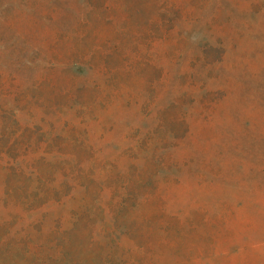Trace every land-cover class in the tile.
Instances as JSON below:
<instances>
[{"label":"rangeland","instance_id":"rangeland-1","mask_svg":"<svg viewBox=\"0 0 264 264\" xmlns=\"http://www.w3.org/2000/svg\"><path fill=\"white\" fill-rule=\"evenodd\" d=\"M221 41L226 57L211 66L222 52L210 48ZM75 47L94 56L81 75L68 66ZM0 69V106L13 107L9 93L22 100L16 118L28 127L23 142L38 141L22 149L24 174H8L0 163V264H33L24 240L27 232L34 239L39 227L31 223L40 217L38 237L47 240L66 235L56 225H74L80 263L103 264L107 258H95L102 245L117 254L112 264L144 263L133 242L156 240L159 264H264V0H0ZM169 133L183 142L171 160L162 153L175 174L210 163L225 185L185 177L170 183L166 213L155 201L137 215L117 209L115 221L98 215L104 234L92 237L89 250L80 209L91 210L97 187L85 178V163L72 189L73 156H93L105 169L100 196L111 202L125 178L151 174L142 155L131 165L137 140ZM37 145L44 158L34 153ZM36 188L45 193L24 205ZM33 203L47 208L27 212ZM116 224L123 247L104 236Z\"/></svg>","mask_w":264,"mask_h":264},{"label":"trees","instance_id":"trees-1","mask_svg":"<svg viewBox=\"0 0 264 264\" xmlns=\"http://www.w3.org/2000/svg\"><path fill=\"white\" fill-rule=\"evenodd\" d=\"M111 4L105 3L103 6L104 10H110ZM91 9H96V4L90 5ZM88 20L85 19V22ZM220 35H225L221 33ZM221 37V36H220ZM210 50H215L221 53V57L218 59L217 62L213 64H209L211 66H216L218 64H222L228 50V46L223 44V42H218L216 45H212ZM76 54L74 56V52ZM71 57V58H70ZM70 57L68 66L76 69V73L78 75L83 74L87 71V69H91V61L94 58L91 50L87 48L82 49H76L70 51ZM50 63V62H49ZM1 74V69H0ZM43 78H38V81L40 82ZM14 81V78H13ZM38 82V84H39ZM8 94V93H6ZM11 99V103L13 107L7 106L8 103L0 106V123H1V133H0V142L3 141L6 143V151L0 152V163H3L2 167L4 170L8 171V174L10 171L17 170L18 172H21L24 174V168H23V160L26 158V154L24 153L23 147H28L30 145H36L37 142H33V137H31L26 142H23L24 135L28 133V127L22 126L17 118H16V111H19V107L16 106L17 104H20L22 100L17 99L15 94L9 93L7 95ZM184 124H186V119H184ZM30 130V129H29ZM174 134L169 133L164 138L160 137L159 139L154 136L148 137L145 139L139 138L137 140V144L134 145L133 149L136 155L133 156V158H130L133 162L131 165L132 167L136 168L134 163H137L140 156L145 160H149L153 164V168L151 170V174L149 178L143 179L141 176L136 175L134 177L125 178L122 186H120L119 189H115L114 191H111V202H105L103 198L100 196L102 192H104V186L100 187L102 185L101 182H99L100 179H103L102 176L105 175L104 171L105 169L100 166L95 158L93 156H90L92 160H89V158L82 159L79 156H73L75 158L78 171L75 175L71 177L72 183L69 185L72 187V189L77 186V176L78 174H84L83 166L86 163V166L90 167V172L87 174L88 176L85 177L88 179L90 184L94 187H97V195L95 194L91 199L93 200V205L90 208L86 204L82 206L80 210H85L86 212L84 215L88 216V221L86 222V231L90 235L89 238H86L85 242L89 250H92L93 245L96 243V239L92 238L95 237L97 234H104V231L98 229V224L95 221L96 216H103L105 219L110 218L112 220H116L117 211L120 209L128 210L129 212H133L134 215H137L139 213V209L142 205L152 203V202H159L162 206L161 212L166 213V204H167V196H168V188L170 186L171 182H175L177 184H180L185 177L193 178L199 186H202L204 184H207V186H214V185H225L224 179L215 171H211L210 169V163H204L202 165V168H198V170H187L183 174H180L177 172L176 168H171L169 166L168 160L165 158V155L163 157L162 153L165 152L167 158L170 159V154L172 150L179 149L181 147V144H183L181 138H175L173 137ZM171 139V141H169ZM175 139V140H174ZM173 140V141H172ZM90 147L89 145H87ZM21 147V150L19 151ZM39 145H37V148ZM14 149L17 153L14 156H11L9 154V151ZM36 155L44 158V155L46 154V151L41 150L40 148L35 151ZM71 155H76L74 153H71ZM5 157H9L11 159V162L9 159L6 161H2ZM176 163V162H175ZM14 165L16 167H14ZM188 164L185 163V167L188 169ZM181 167V165H176ZM226 166L229 168L228 164ZM16 168V169H15ZM137 170V169H136ZM208 173H211V176L214 177L210 178L208 176ZM29 176H33V174H29ZM83 177V175H82ZM59 179H62L61 176H58ZM61 181H64L63 179ZM75 181V182H74ZM68 184V182H67ZM240 187V186H237ZM42 189H34L30 194H26L24 196V205H27L28 203L35 201L37 197H39L41 194H44L45 192H41ZM256 191V190H255ZM33 193V195H31ZM71 196V194H69ZM70 196H68L70 198ZM90 199V200H91ZM91 200V201H92ZM47 202V200H45ZM47 208V206H34V203L31 204V207L27 212L29 213H35V211H40ZM118 209V210H117ZM24 211H26V206H24ZM37 213V212H36ZM172 218H178V214L175 212H172L171 214ZM41 218V217H40ZM40 218H36L32 221L31 224H38L39 229H34V232L36 234L34 235V239L29 236L27 230L24 232L26 233V237L24 240V253L28 255L26 261H31L33 264H86L85 262H79L80 256L76 254V248L74 247V242L71 240V232L73 233V227H71V230L69 228H61L59 225L55 226V229H62L64 232H66V235H62L63 237L54 238L53 240H47L46 238H39L38 235L43 230L44 227V220H40ZM25 227V226H24ZM118 228L117 224L116 226H113L111 230H107L105 236V239L108 241H111L113 245H116L118 247L122 246L121 240L119 242V239H115V235L113 234L115 232V229ZM61 236V235H60ZM110 242V243H111ZM134 247L137 251L142 252L147 262H141L136 259H133L132 261H128L127 264H159V259L162 257L161 252L158 250L161 249L160 243L156 240H145L144 244H141V242L134 241ZM103 244H106V242H103ZM123 247V246H122ZM73 251L74 254L70 255V251ZM106 253V254H105ZM73 256V257H72ZM117 257V254L112 250L110 247H105V245H102V252L100 254H96L95 258L96 260L100 259H106L103 264H112L113 261H115V258ZM122 260V259H121ZM86 261L93 263L91 258H87ZM102 264V262H101ZM162 264H173L172 262H165Z\"/></svg>","mask_w":264,"mask_h":264}]
</instances>
